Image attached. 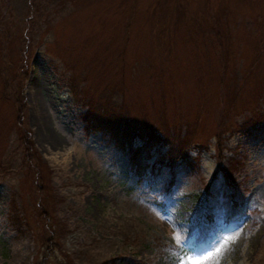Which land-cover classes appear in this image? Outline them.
Segmentation results:
<instances>
[{
	"label": "rangeland",
	"instance_id": "obj_1",
	"mask_svg": "<svg viewBox=\"0 0 264 264\" xmlns=\"http://www.w3.org/2000/svg\"><path fill=\"white\" fill-rule=\"evenodd\" d=\"M263 113L264 0H0V264H264Z\"/></svg>",
	"mask_w": 264,
	"mask_h": 264
},
{
	"label": "trees",
	"instance_id": "obj_2",
	"mask_svg": "<svg viewBox=\"0 0 264 264\" xmlns=\"http://www.w3.org/2000/svg\"><path fill=\"white\" fill-rule=\"evenodd\" d=\"M119 110H121V108L114 109L113 111V109L102 106H87L85 108V113L89 115L85 116L84 120L89 123L90 129L104 131L109 138L112 139L115 146L127 154L130 165L134 173L138 176H141L144 168L147 166L150 149L156 143L164 142L167 144L175 157L183 153L185 146L188 145L184 144V140L181 138V140L177 139L176 142H171L162 138V132H160L159 128L157 129L159 131L155 133L154 130L148 132L149 128H147L146 124L136 126L131 122L132 119L128 115ZM258 116L263 117V119H258L257 121L264 125V113ZM244 128L246 129L247 125H245ZM144 131L147 132L144 133ZM163 135L165 136V134ZM135 137L141 139V144L139 146H133V139ZM171 184L172 180L169 182V185Z\"/></svg>",
	"mask_w": 264,
	"mask_h": 264
},
{
	"label": "snow or ice",
	"instance_id": "obj_3",
	"mask_svg": "<svg viewBox=\"0 0 264 264\" xmlns=\"http://www.w3.org/2000/svg\"><path fill=\"white\" fill-rule=\"evenodd\" d=\"M194 264H195V262H194Z\"/></svg>",
	"mask_w": 264,
	"mask_h": 264
},
{
	"label": "bare ground",
	"instance_id": "obj_4",
	"mask_svg": "<svg viewBox=\"0 0 264 264\" xmlns=\"http://www.w3.org/2000/svg\"><path fill=\"white\" fill-rule=\"evenodd\" d=\"M56 145V144H55Z\"/></svg>",
	"mask_w": 264,
	"mask_h": 264
}]
</instances>
